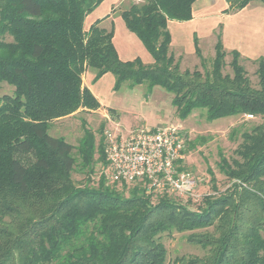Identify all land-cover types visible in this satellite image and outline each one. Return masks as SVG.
<instances>
[{
  "label": "trees",
  "instance_id": "1",
  "mask_svg": "<svg viewBox=\"0 0 264 264\" xmlns=\"http://www.w3.org/2000/svg\"><path fill=\"white\" fill-rule=\"evenodd\" d=\"M196 1L146 0L121 11L154 59L145 64L119 58L113 27L97 20L85 28L102 0H0V84L14 87L0 96V264H264V57L255 60V86L239 50L227 63L221 32L209 59L195 36L203 70L182 71L169 21L190 20ZM226 1V12L264 2ZM87 70L95 80L112 73L116 89L125 81L165 87L182 118L196 110L208 121L259 118L242 132L237 158L219 151L221 172L234 180L231 191L207 196L194 209L171 192H150L144 181L109 183L104 141L97 143L90 128L84 125L77 146L52 136L53 117L100 107L83 84ZM97 163L104 166L97 186L72 185L76 169L92 181ZM173 232L187 234L206 254L169 259L163 239Z\"/></svg>",
  "mask_w": 264,
  "mask_h": 264
},
{
  "label": "rangeland",
  "instance_id": "2",
  "mask_svg": "<svg viewBox=\"0 0 264 264\" xmlns=\"http://www.w3.org/2000/svg\"><path fill=\"white\" fill-rule=\"evenodd\" d=\"M145 1L124 0L116 7L113 13L120 14L131 3H144ZM259 3V1H252L250 4ZM232 12L229 11L228 13L232 14ZM222 21L233 28L236 25L240 26L245 38L254 40L256 44L254 47L264 52V12L262 10L256 9L253 12L239 13L237 16H226L221 19ZM223 23L219 25L220 32ZM247 27L252 28L248 30L246 29ZM173 31L174 36L182 43L179 46L171 44L172 52L175 54L176 60L179 61L181 70L193 71L195 68L203 70L200 65V59L194 52V45L189 32L184 30V28L180 29L174 26ZM218 31L219 29L216 32L207 29L202 32L200 47L203 56L207 59L214 56ZM117 39L124 44L128 43L120 27H118ZM226 50L229 52L226 58L227 63H229L232 58L230 47L228 46ZM263 52L262 54H264ZM146 53L149 56V60L153 61L147 50ZM146 53L140 50L132 59L140 58L145 64H148L146 63L148 62ZM242 56L241 63L247 70L253 85L257 86L258 76L256 72L258 63L255 61L257 58ZM226 72H231L229 65L226 67ZM110 76L115 77L110 73L101 80L100 78L96 80L94 78L92 81V92L100 93V99L98 98L100 107L98 109L93 110L77 106L63 116L53 117L49 120V133L55 137H64L67 142L77 146L84 135L85 125V127L93 131L97 143L103 139L105 144L108 133L120 136L123 134L127 135L130 130L138 127L153 128L160 125L173 124L182 129L185 139L183 164L185 169L196 177L197 186L190 194L170 193L169 195L178 202L197 209L203 205V200L207 196L216 197L231 191L234 180H230L221 172L218 165L220 161L219 151H223L229 160L237 158L236 149L242 141V132L249 129L253 123L259 122V118L248 115H232L208 121L205 119L204 110H196L190 116L182 118L176 113V107L173 104V94L165 87L157 85L150 90L147 84L130 86V83L125 81L119 89H116L115 79L112 80ZM84 77L85 73L82 76L83 82ZM13 90L14 87L6 83L0 84V96L12 94ZM235 127L239 130L236 137L231 138L230 133ZM193 144H195L194 147ZM209 169L214 172V183L217 188L213 186ZM95 170L92 181L88 182L87 173L76 169L72 175V185L74 187H83L87 183H91L97 186L100 174L104 171V166L101 163H97ZM108 182L111 183L110 180ZM133 185L135 183L131 186ZM163 240L168 250V258L172 260L183 255L206 254L205 249L190 243L185 233L173 232L170 236L165 235Z\"/></svg>",
  "mask_w": 264,
  "mask_h": 264
},
{
  "label": "built area",
  "instance_id": "3",
  "mask_svg": "<svg viewBox=\"0 0 264 264\" xmlns=\"http://www.w3.org/2000/svg\"><path fill=\"white\" fill-rule=\"evenodd\" d=\"M104 149L110 181H144L150 192L180 195L197 186L196 177L182 169L185 139L179 126L138 127L120 136L108 133Z\"/></svg>",
  "mask_w": 264,
  "mask_h": 264
},
{
  "label": "crops",
  "instance_id": "4",
  "mask_svg": "<svg viewBox=\"0 0 264 264\" xmlns=\"http://www.w3.org/2000/svg\"><path fill=\"white\" fill-rule=\"evenodd\" d=\"M123 1L124 0H102V2L98 5V7L86 17L85 27L86 29H89V27L97 20H101L100 26L104 28L111 29L113 27L114 29L113 43L116 47L119 58L123 61L125 60L129 61V60H133L132 58H134V56L138 52H140V50L141 52L146 53L147 48L145 47L141 39L135 33L131 32L127 28L121 14L113 13L112 10L114 8L116 9V7H118V5ZM259 2H260L259 4H255V5L249 4L247 7L243 8L242 10L233 11L231 14L225 11L229 6L226 0H197L193 4L192 7L193 16L190 20L169 21V29L172 35L171 44H173V46H179L182 44L181 41L174 36L173 26L175 28L178 27L180 29L184 28V30L188 31L191 36L194 45V52H195V42H194L195 36L198 37L199 45H200L203 35L202 32H204L205 30L209 29V31L216 32L219 29L218 33L220 32L219 25L223 23V21L221 22L222 18L226 16H237L239 15V13H248L250 11L253 12L256 9L262 10L264 12V2L261 1ZM118 27H120V30L122 29L123 33L127 38L128 43H125L126 45L117 39ZM251 28L252 27H247L246 29L250 30ZM241 29L242 28L240 26L236 25V27L233 28L230 25L223 23L221 34L226 49L229 46L230 50H234V49L239 50L242 55L250 58H258L261 56L264 57V54H262L263 50L256 49L254 47L256 45L254 40L246 39ZM249 45L251 46L248 47ZM138 49L139 51H137ZM148 53L150 52L148 51ZM146 56L148 62H146L145 60L144 61L148 64H152L154 62L152 55L151 57L153 61L149 60V56L147 53ZM109 74L110 72L105 73L102 77H100V80ZM94 78H95V72L93 70H87L85 73L83 83L90 90L92 89V81ZM114 79L115 77L114 78L112 77V80ZM92 93L97 99L98 98L100 99L99 92H95V93L92 92Z\"/></svg>",
  "mask_w": 264,
  "mask_h": 264
}]
</instances>
